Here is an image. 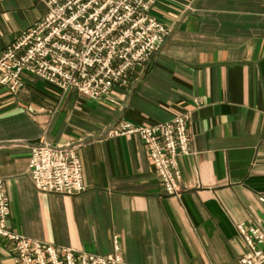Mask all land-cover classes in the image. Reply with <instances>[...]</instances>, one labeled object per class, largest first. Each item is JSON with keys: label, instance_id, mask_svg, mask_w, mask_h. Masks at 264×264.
<instances>
[{"label": "crops", "instance_id": "crops-1", "mask_svg": "<svg viewBox=\"0 0 264 264\" xmlns=\"http://www.w3.org/2000/svg\"><path fill=\"white\" fill-rule=\"evenodd\" d=\"M42 0H0V52L41 20ZM169 35L127 88L92 100L24 73L0 85V178L9 228L33 240L108 255L122 264H241L237 224L264 229V0H157ZM190 114L193 153L178 159L181 195H168L138 135L108 136L123 121ZM80 143L87 189L41 192L32 148ZM0 264H13L0 239Z\"/></svg>", "mask_w": 264, "mask_h": 264}, {"label": "built area", "instance_id": "built-area-1", "mask_svg": "<svg viewBox=\"0 0 264 264\" xmlns=\"http://www.w3.org/2000/svg\"><path fill=\"white\" fill-rule=\"evenodd\" d=\"M46 15L0 52V85L21 92L24 73L66 92L92 99L109 98L127 88L133 74L160 51L169 29L151 13L157 0H42ZM189 113L157 124L123 121L108 136L138 135L147 148L164 191L181 195L178 159L193 153ZM80 143L32 148L29 176L41 192L75 196L87 189ZM264 203V197H261ZM10 199L0 178V239L12 251L13 264H122L118 236L114 251L100 255L20 235L9 228ZM237 229L247 245L241 264H264V229L245 222Z\"/></svg>", "mask_w": 264, "mask_h": 264}]
</instances>
